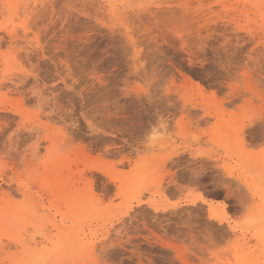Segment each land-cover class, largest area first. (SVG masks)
<instances>
[{"label":"rangeland","instance_id":"rangeland-1","mask_svg":"<svg viewBox=\"0 0 264 264\" xmlns=\"http://www.w3.org/2000/svg\"><path fill=\"white\" fill-rule=\"evenodd\" d=\"M262 81L264 0H0V264H260Z\"/></svg>","mask_w":264,"mask_h":264},{"label":"snow or ice","instance_id":"snow-or-ice-1","mask_svg":"<svg viewBox=\"0 0 264 264\" xmlns=\"http://www.w3.org/2000/svg\"><path fill=\"white\" fill-rule=\"evenodd\" d=\"M237 79H240V77H237ZM260 87L262 90H264V81L261 82ZM8 132H11V129H9ZM5 135H7V132L5 133ZM210 227H212V225H210ZM97 264H104V262L103 260H100L97 262ZM260 264H264V260H262Z\"/></svg>","mask_w":264,"mask_h":264}]
</instances>
